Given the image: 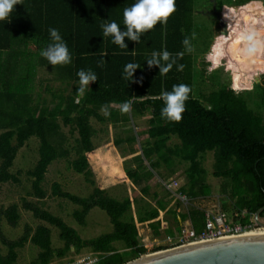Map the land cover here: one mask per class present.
Instances as JSON below:
<instances>
[{"label": "trees", "instance_id": "16d2710c", "mask_svg": "<svg viewBox=\"0 0 264 264\" xmlns=\"http://www.w3.org/2000/svg\"><path fill=\"white\" fill-rule=\"evenodd\" d=\"M251 1L257 0H215L217 10ZM192 3L0 0V185L18 182L10 168L30 138L38 143L36 162L26 171L34 196L44 198V176L58 160L93 184L89 164L95 156L94 120L110 123L126 134L106 148L130 146L139 140L141 156L134 157L136 166L121 167L115 179L140 187L142 195L148 193V182L161 164L170 172L178 162L186 168L177 193L190 201L207 198L211 192L203 159L211 152V176L220 180L219 212L227 224L251 225L254 213L264 206V74L251 90L237 92L220 81L217 71L208 76L202 57L200 80L214 83L215 89L194 95L193 38L200 31L193 25ZM254 4L250 12L258 23L264 14ZM226 10L224 18L228 19ZM248 20L250 24L252 18ZM231 32L227 38L241 45L247 60L264 71L263 58L251 56L241 30ZM263 46L261 42L259 48ZM208 49L209 45L198 56ZM38 72L46 77L36 79L40 92H35ZM138 117H148L147 124L132 134L130 121ZM102 165L110 163L102 161ZM51 188L53 196L80 207L71 214L79 225H84V213L90 207H98L109 217L112 232L83 240L61 218L24 204L35 218L57 229L62 247L52 248L50 229L45 225L25 230L14 241L0 233L6 249L4 254L0 251V264H14L17 250L27 242L38 249L30 264H50L54 252L62 258L72 248L76 253L81 248L97 253L92 264H124L145 253L139 242L140 229L166 237H173L185 221L195 233L204 229L206 212L196 207L176 212L157 201L155 208H142L129 217L137 201L134 196L118 200L95 187L80 197L63 191L57 183ZM181 204L176 200L175 207ZM2 214L12 226L19 220L14 204ZM162 214L172 215L173 226ZM115 243L123 250H117Z\"/></svg>", "mask_w": 264, "mask_h": 264}, {"label": "rangeland", "instance_id": "374dc122", "mask_svg": "<svg viewBox=\"0 0 264 264\" xmlns=\"http://www.w3.org/2000/svg\"><path fill=\"white\" fill-rule=\"evenodd\" d=\"M220 1L224 2L225 0ZM254 3L259 5L258 7L263 10L262 12L264 14V0L262 2L251 1L242 6H238L237 10L234 9L236 13H231L233 7L227 6L229 9H225H227L226 15L228 19L224 18V9L222 11L223 20L227 23L228 36L232 35L231 30L236 32L241 30L242 36L240 35V37L250 44L251 56L263 58L262 62L264 63V46L259 48L260 43H264V19H259L258 23L255 22L256 16L255 14L253 16L250 12L256 5ZM192 4L193 25L196 30L200 31V33L194 35L193 38L195 41L192 49L195 60L193 94L208 93L215 89L212 86L214 83H204L200 80L199 68L201 67L202 57H204V61L207 64L205 70L208 76L211 75L210 71H217L220 81L228 82L232 90L237 92L251 90L255 82H261L264 71H261L257 66L247 60L245 49L241 47V45H237L233 40L230 38L228 39L227 36H217L214 23L215 18L213 15V17L210 16L212 7L211 0H193ZM241 13H243L242 17L241 15L238 17L237 15ZM256 13H258V11ZM243 17L244 21L242 20ZM248 18H252L250 24L249 20L247 21ZM240 23L242 24L240 25ZM208 45V51L198 57V54ZM255 76L257 79H255ZM45 77L46 74L44 72L36 73L34 82L35 92H40L36 84V79ZM54 88L56 87L54 86ZM251 94L253 97H256V93ZM146 124V117L135 118L133 122L131 120L130 126L133 129L132 134H134L136 130L139 131L144 128ZM91 125L96 132L92 140L95 148V156L89 164V170L91 172V177L89 179L93 184L87 182L83 175L74 173L64 160H58L48 167L44 176V181L42 182L45 196L42 199L38 198L32 193L31 181L26 175V171L31 169L36 162V149L38 143L34 138H30L27 144L17 151L10 172L16 176L18 182L16 184L3 183L0 185V233L6 240L14 241L18 239L25 230L29 229L33 231L38 225H45L50 229L52 248L56 251L61 249L62 242L60 241L57 229L35 218L31 212L24 209V204H32V206L40 210H45L53 216L61 218V220L68 227L72 228L83 240L94 239L112 232L109 217L98 207H90V209L84 213V225H79L77 221L72 218L71 214L74 210H80V207L66 199L53 196L51 194V186L53 183L59 184L63 191L80 197L89 195L95 187L101 188L109 197L118 200H122L127 196H134L137 201L130 208L127 214L129 217H135L142 208H155L157 206V201H162L166 208L175 210L176 212H183L189 207H196L210 214L219 212L218 198L220 196L218 189L220 180L211 176L213 163L211 152H207L203 159V167L207 173L206 181L210 186L211 192L207 198H199L192 201L179 198L177 190L184 183L183 171L186 168V164L178 162H174L172 171L170 172L161 164L157 172L158 175L154 174L153 179L148 182V193L142 195L140 193V187L135 189L131 183H121L115 179V174L121 167L130 170L136 166L133 161L134 157L136 155L137 157L141 156L139 140H136L130 146L122 145L118 148H106L107 143L116 138H124L126 134L118 128H113L110 123L100 124L92 120ZM64 131L67 132L68 129ZM102 161H107L110 165H102ZM144 165L147 166V162H144ZM111 168H115L116 171H111ZM173 182H176V186L168 187V185ZM176 200L182 203L178 208L175 207ZM12 204L17 207L19 213V220L14 226L10 225L2 214L3 211ZM163 216L169 224L173 226L172 215L164 214ZM177 233L178 232H175L173 237H166L162 232H160L158 236H155L148 230L140 229L139 242L144 247L145 253H152L177 246L176 239H174ZM168 239H170V241H168ZM114 246L119 251L123 250L122 245L119 243H115ZM5 250V247L0 243V251L4 254ZM37 253L38 249L30 242H27L22 248L17 250V258L14 264H30L37 256ZM91 253L92 252L87 248H81L78 253L74 252V248H72L62 258H58L54 252L50 264H68L72 258L82 255L87 256ZM92 257L97 258V256Z\"/></svg>", "mask_w": 264, "mask_h": 264}, {"label": "water", "instance_id": "95a60500", "mask_svg": "<svg viewBox=\"0 0 264 264\" xmlns=\"http://www.w3.org/2000/svg\"><path fill=\"white\" fill-rule=\"evenodd\" d=\"M214 4L212 0L210 14L219 28L217 36H228L223 13L217 11ZM263 209L264 206L253 215V223L258 226L254 232L185 243L141 254L124 264H264V217H260Z\"/></svg>", "mask_w": 264, "mask_h": 264}, {"label": "built area", "instance_id": "2783aa9c", "mask_svg": "<svg viewBox=\"0 0 264 264\" xmlns=\"http://www.w3.org/2000/svg\"><path fill=\"white\" fill-rule=\"evenodd\" d=\"M176 182L168 185V187H175ZM169 189V188H168ZM179 198L185 199L183 195L179 194ZM251 225H240V224H227L224 221V215L220 212L216 214H210L206 212L204 229L200 233H195L189 228L187 221L181 225L180 230L176 234L175 238L178 245L185 243H191L195 241H203L208 239H216L227 236H235L245 233L254 232L258 226L253 223ZM173 240V239H172ZM170 241V239H168ZM97 253H91L90 255L77 256L72 258L68 264H92L97 258L92 256H97ZM96 258V259H95Z\"/></svg>", "mask_w": 264, "mask_h": 264}, {"label": "crops", "instance_id": "0c3cea01", "mask_svg": "<svg viewBox=\"0 0 264 264\" xmlns=\"http://www.w3.org/2000/svg\"><path fill=\"white\" fill-rule=\"evenodd\" d=\"M257 1H260V2H262L263 0H257ZM211 3H212V0H211ZM214 5H215V9H216V2L214 1ZM223 4H226V3H223ZM233 7V6H232ZM235 7V6H234ZM238 7V6H237ZM225 8H228L226 5H222V7L220 8V10L221 11H223ZM229 9V8H228ZM211 10H212V7H211ZM217 10V9H216ZM220 10H217V11H220ZM210 16H212L211 14H210ZM213 17V16H212ZM214 23H215V21H214ZM213 50H214V52H215V49L213 48ZM217 50H218V47H217ZM199 57V56H198ZM212 57V56H211ZM199 68V67H198ZM200 69V68H199ZM211 72L212 71H210V74H211ZM139 118V117H138ZM147 119H148V117H146ZM137 119V118H136ZM188 223V222H187Z\"/></svg>", "mask_w": 264, "mask_h": 264}, {"label": "flooded vegetation", "instance_id": "af4514ba", "mask_svg": "<svg viewBox=\"0 0 264 264\" xmlns=\"http://www.w3.org/2000/svg\"><path fill=\"white\" fill-rule=\"evenodd\" d=\"M263 6V5H262ZM261 6V7H262ZM215 26H216V20H215ZM219 31V28L216 26V34H217V32ZM258 77V76H257ZM261 81H262V77H261ZM256 83V82H255Z\"/></svg>", "mask_w": 264, "mask_h": 264}]
</instances>
